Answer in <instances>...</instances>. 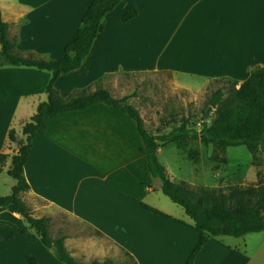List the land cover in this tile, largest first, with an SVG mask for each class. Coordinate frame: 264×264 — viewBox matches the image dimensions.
<instances>
[{
	"label": "crops",
	"instance_id": "0c3cea01",
	"mask_svg": "<svg viewBox=\"0 0 264 264\" xmlns=\"http://www.w3.org/2000/svg\"><path fill=\"white\" fill-rule=\"evenodd\" d=\"M91 2L0 0V10L18 50L56 60L76 39ZM132 7L138 16L123 22ZM263 66L264 0H125L105 16L104 30L81 68L62 75L55 87L67 98L76 90L94 91L93 84L101 81L116 97L108 78L165 74L176 92L199 98L210 84L232 80L241 85ZM51 78L52 73L33 67H0V153L17 154L9 131L15 129L22 139L24 124L47 100ZM45 121L46 132L34 139L24 169L30 188L20 194L33 216L73 217L136 264H186L199 234L185 210L162 193L161 181L150 175L134 120L96 104ZM170 147L184 156L170 143L158 150V158ZM9 166L10 161L0 167V185L12 189ZM165 168L171 181L186 183ZM142 204L166 216L148 212ZM247 235L211 238L194 264H240V242L246 248ZM26 254L39 264H62L13 206H0V264H29Z\"/></svg>",
	"mask_w": 264,
	"mask_h": 264
},
{
	"label": "trees",
	"instance_id": "16d2710c",
	"mask_svg": "<svg viewBox=\"0 0 264 264\" xmlns=\"http://www.w3.org/2000/svg\"><path fill=\"white\" fill-rule=\"evenodd\" d=\"M124 1L92 0L82 19L76 39L66 46L63 56L56 60L34 52L18 50L16 42L10 39L9 25L3 21L0 10V45L2 46L0 67H33L52 73V78L46 86L47 100L38 105L35 115L24 124L22 139L18 138L15 129L9 131V141L18 146L17 154L10 156L0 153V167H4L10 161L7 174L15 182L10 195L0 196V206H13L27 229L54 254L59 262L78 264L66 247V237L57 239L51 237V227L55 219L35 218L32 210L21 200L20 194L30 188L24 176V169L34 139L37 135L46 132V118L82 111L96 104H106L134 120L142 139L150 175L161 181L162 193L182 207L193 221L192 227L198 232L199 239L186 264H194L204 245L213 237L240 238L264 231V185L232 189L228 193L216 190L203 194L196 193L184 183L177 184L171 181L166 168L159 161L158 150L162 144L172 143L178 149L185 150L190 142H200L204 146L211 145L222 153L230 147L246 146L252 154L257 151L264 154V66L253 69L239 89L232 80H221L230 84V87L227 89L221 86L207 98L200 130L191 128L189 121L183 119L181 124L168 134L154 135L145 128L144 119L139 111L128 103L130 97L124 96L121 99L114 97L104 88L101 81L93 84L94 91L91 87L76 90L69 97L64 98L56 89V82L62 75L81 68L97 36L104 30L105 16ZM137 16V8L132 7L124 15L123 22H129ZM213 111L215 118L209 124L208 120ZM142 207L148 212L166 216L148 205L142 204ZM9 237L13 238V235ZM130 258L133 260L131 256ZM26 259L29 264H39L29 254H26Z\"/></svg>",
	"mask_w": 264,
	"mask_h": 264
},
{
	"label": "rangeland",
	"instance_id": "374dc122",
	"mask_svg": "<svg viewBox=\"0 0 264 264\" xmlns=\"http://www.w3.org/2000/svg\"><path fill=\"white\" fill-rule=\"evenodd\" d=\"M108 79L114 95L118 98L129 96L128 103L138 107L147 120L145 128L160 135L168 134L183 119L189 121L191 128L200 130L207 98L221 86L230 87L223 81L214 82L204 95L196 98L176 92L172 78L165 74L120 75ZM236 88L239 89L240 85L237 84ZM214 118L215 111L210 114L208 123L211 124ZM159 159L177 181H186L184 184L190 190L200 194L213 190L228 193L232 189L264 185V154L261 151L252 154L246 146L230 147L222 153L211 145L190 142L184 156L170 147ZM8 180L14 182L10 177ZM10 193V187L0 185V194L8 196ZM62 236L66 237V247L78 264H136L114 243L73 217L60 216L53 221L51 237ZM245 242L246 248L243 241L240 242V264H264V232L247 235Z\"/></svg>",
	"mask_w": 264,
	"mask_h": 264
}]
</instances>
